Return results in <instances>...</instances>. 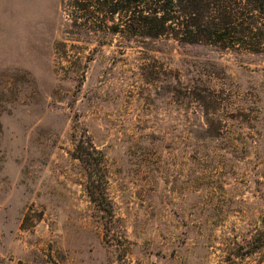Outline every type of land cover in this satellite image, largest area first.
<instances>
[{"label":"rangeland","instance_id":"1","mask_svg":"<svg viewBox=\"0 0 264 264\" xmlns=\"http://www.w3.org/2000/svg\"><path fill=\"white\" fill-rule=\"evenodd\" d=\"M70 2L0 0V264H264L237 258L264 231V55L94 31Z\"/></svg>","mask_w":264,"mask_h":264},{"label":"trees","instance_id":"2","mask_svg":"<svg viewBox=\"0 0 264 264\" xmlns=\"http://www.w3.org/2000/svg\"><path fill=\"white\" fill-rule=\"evenodd\" d=\"M69 7L75 24L79 21L78 26L94 31L264 55V0H71ZM73 158L88 174L91 200L108 204L104 153L82 140ZM263 248L264 231L237 258L243 260Z\"/></svg>","mask_w":264,"mask_h":264}]
</instances>
